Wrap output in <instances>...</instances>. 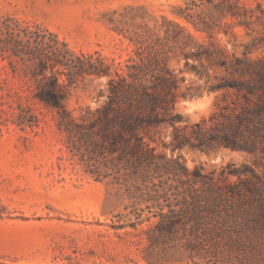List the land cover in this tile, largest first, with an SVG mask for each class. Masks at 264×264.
I'll use <instances>...</instances> for the list:
<instances>
[{"label": "rangeland", "instance_id": "1", "mask_svg": "<svg viewBox=\"0 0 264 264\" xmlns=\"http://www.w3.org/2000/svg\"><path fill=\"white\" fill-rule=\"evenodd\" d=\"M7 24L50 33L74 56L110 66L109 76L71 84L59 76L75 118L103 102L109 78L136 58L138 41L164 51L168 69L184 79L176 110L190 123L235 99L210 85L264 70V0H0V28ZM198 47L243 61L245 75L210 66L205 56L185 58ZM32 70L0 48V264H264V229L246 205L222 216L224 233L213 240L180 228L149 240L157 217L148 190L97 181L70 156L55 112L35 98ZM156 145L189 171L247 164L264 173L261 159L241 151Z\"/></svg>", "mask_w": 264, "mask_h": 264}, {"label": "trees", "instance_id": "2", "mask_svg": "<svg viewBox=\"0 0 264 264\" xmlns=\"http://www.w3.org/2000/svg\"><path fill=\"white\" fill-rule=\"evenodd\" d=\"M0 48L32 64L35 98L55 112L68 153L87 173L97 181L110 179L129 193L132 187L148 190V208H155L157 217L149 240L165 238L179 228L195 239L213 240L224 233L222 216L243 205L255 214V227L264 229V173L257 174L247 164H227L218 173H204L201 167L189 171L178 157H167L156 145L159 140L171 152L186 147L225 148L264 164V70L260 65L247 80L222 78L210 85L208 91H234L235 99L209 118L190 123L176 110L184 96V79L168 69L164 51L138 41L136 58L128 60L125 72L109 78L103 102L75 118L65 107L67 92L59 76L64 75L69 84L84 76H109V65L102 59L92 62L91 56H74L52 34L18 24L0 28ZM203 56L210 66L230 75L246 73L243 61L228 62L219 51L198 47L185 54L198 60ZM162 136H168L169 142H163ZM231 176L237 180L230 181Z\"/></svg>", "mask_w": 264, "mask_h": 264}]
</instances>
